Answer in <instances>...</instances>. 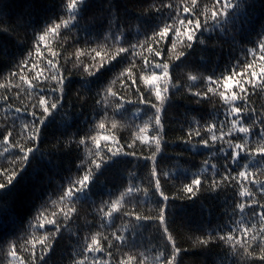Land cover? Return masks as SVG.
I'll use <instances>...</instances> for the list:
<instances>
[{
	"label": "snow or ice",
	"instance_id": "1",
	"mask_svg": "<svg viewBox=\"0 0 264 264\" xmlns=\"http://www.w3.org/2000/svg\"><path fill=\"white\" fill-rule=\"evenodd\" d=\"M82 2L66 0L67 18L61 16L35 32L26 54L6 75H0L6 81L0 83L3 92L0 107L4 109L5 117H10L0 127L3 142L0 154L11 149L21 153L10 162V169L0 172V176L6 177L0 182V189L12 183L17 168L24 167L38 143L44 121L60 108L65 81L70 76L91 77L125 53L128 62L95 92L93 110L98 107L101 114L90 126V131L75 139L74 134H70L57 141L65 148L74 144L81 150L88 149L92 158L79 162L77 166H83L80 174H73L61 186L55 199L49 197L37 208L18 237L0 243V253H5L9 264H44L58 234L67 232L70 239L64 264H148L147 252L141 250L143 244H136L135 238L142 226L150 222L156 226L160 237V243L152 248L155 252L152 264H178L182 252L205 248L216 242L229 249V256L235 258L233 264H254L255 261L264 264V105L258 110L253 101V96L264 94V36L254 47L247 48L243 62L234 65L231 71L211 76L182 69L180 79L173 75L170 66L185 57L202 27L207 30L210 22L219 23L227 17L234 6L231 0H144V6L136 9L141 16L148 13L166 15L142 38L123 43V34L131 31L132 25L136 28L138 21L130 20L126 25L122 21L121 27L114 30L116 13L113 12L107 24L113 45L107 50H102L99 42L95 43L96 47L87 43L75 44V33L64 32L76 19L73 13ZM88 22H92L91 18ZM0 25V32L24 42L22 33L12 31L6 24ZM53 40L57 41L55 45L51 43ZM69 49L71 53L65 56ZM68 64L73 68L69 69ZM196 81L202 82L198 89L193 83L186 86V82ZM116 84L120 85L118 89ZM181 88L185 96L195 98V103H208L213 98L215 101L211 118L200 121L191 117L192 123L180 141L209 148L210 157H219L220 162L209 164L205 160L204 164L211 169V178L195 173L190 182L183 183L170 196L165 185L173 178L168 172H162L157 155L165 140L163 109L173 98L170 93ZM88 95L80 88L73 92L81 104ZM24 97L31 98V111L28 104L23 103ZM13 101L18 106L13 107ZM124 104L149 105L152 112L144 113L139 123H127L116 117ZM25 116L31 119H24ZM17 121H21L19 126ZM122 126L128 132L127 137L118 131ZM98 130L100 134L94 135ZM17 136L20 140L14 139ZM56 146L52 145L53 148ZM122 153L149 161L147 180L137 184L132 180L135 173L130 172L127 186H122L118 194L91 205L88 215L80 222L78 205L81 204L74 201V197L88 188L104 162ZM217 190H229L232 196L228 230L196 237L189 247H183L169 227L163 204L156 207L157 214H141L137 210L154 196L166 202L192 199L201 192ZM57 204L60 205L58 209ZM117 218L121 220V226H115ZM48 264L53 262L48 260Z\"/></svg>",
	"mask_w": 264,
	"mask_h": 264
},
{
	"label": "trees",
	"instance_id": "2",
	"mask_svg": "<svg viewBox=\"0 0 264 264\" xmlns=\"http://www.w3.org/2000/svg\"><path fill=\"white\" fill-rule=\"evenodd\" d=\"M64 2L66 0H0V24H6L12 28V31L22 33L24 39L21 43L15 36L0 32V75L4 73L6 75V72L26 54L35 32L42 30L61 16L65 15L67 18ZM231 2L234 6L228 11L227 17L221 19L219 23L210 22L207 30L202 27L185 57L170 66L174 76L182 79L180 76L182 69H192L211 76L227 73L234 65L242 63L247 48L254 47L261 36H264V0H231ZM143 6L144 0H83L77 11L73 13L76 19L64 32L75 33L76 38L73 41L75 44L87 43L96 47L95 43L99 42L101 49L107 50L109 45H113L112 33L107 31L108 19L113 12L116 13L114 30L121 27L122 21L125 25L130 20L138 21L136 28L132 25L131 31L123 34L121 43L142 38L146 31L155 27L166 15V13H148L141 16L136 9ZM89 18L92 22H88ZM18 20L22 23H17ZM105 37H107L106 42ZM201 40L204 41L203 44L200 43ZM51 43L55 45L57 41L53 40ZM71 51L69 49L65 52V56ZM127 62L125 53L91 77L81 78L72 75L65 81L60 108L44 121L38 143L28 155L24 167L21 170L17 168L18 173L12 183L0 189V243L18 237L37 208L49 197L55 199L61 186L73 174H80L83 166L78 167L79 162L92 158L88 149L81 150L74 144L65 148L63 143L57 141L67 138L70 134H74L73 139H75L90 131V126L101 114L98 107L93 110L95 92L103 88L113 73L119 71ZM67 67L73 68L72 64H68ZM5 82L0 78V83ZM188 83H193L198 89L202 82H186V86ZM119 87V84L115 85V88ZM77 88L89 94L83 104L78 102V97L73 96ZM177 92L179 93L176 95ZM0 94H3L2 90ZM170 96L173 98L167 102L162 113L165 140L162 143V151L157 155V164L162 172H168L173 178L165 185V191L171 196L183 183L190 182L195 173L211 178L212 172L204 164L205 160H208L209 164L220 161H218L219 157H210L209 148L193 146L179 139L191 125V117L200 121L211 118L215 98L208 103H195L194 97L184 95L183 88L173 90ZM130 98L135 100V97ZM30 99V97L23 98V103L28 104L29 111H31ZM108 100L110 101L111 97ZM253 101L259 110L261 105H264V94L253 96ZM15 106L18 105L13 101V107ZM137 107L139 111L136 110ZM220 111L222 112L223 109ZM151 112L149 105L124 104L116 113V117L127 123H139L144 113L151 114ZM9 119L10 117H5L4 109L0 107V127ZM24 119L30 120L31 117L25 116ZM20 123L21 121H17L18 126ZM118 131L127 137L128 132L125 127H120ZM93 134H100L99 130ZM14 139L20 140V137ZM53 144L57 146L53 148ZM2 152L3 142L0 140V153ZM145 154H148L146 150ZM19 155L21 153L15 149L0 154V172L10 169L12 167L10 162ZM130 172L135 173L132 177L135 183L146 181L150 174L149 161L122 153L104 162L96 171L88 188L74 197V201L81 204L78 205L80 222L88 215L91 205L118 194L122 186H127ZM4 180L6 177L0 176V182ZM231 199L229 190L201 192L192 199H170L166 202L154 196L147 204L140 205L137 210L141 214H157L156 207L163 204L169 227L177 235L182 246L189 247L196 237L205 234L215 235L228 230ZM59 207L60 205L57 204L56 208ZM49 209L51 210L50 202ZM115 226H121L119 218L115 220ZM69 239L67 232L58 234L54 248L44 264H48V260L53 264H64L68 258ZM135 243L143 244L141 250L147 252L148 264H152L155 255L152 248L160 243L156 226L150 222L144 224L135 238ZM234 259L229 256V249L226 246L216 242L210 243L205 248H192L182 252L178 257V264H184L185 261H189V264L191 262L192 264H233ZM0 264H9L5 253H0ZM254 264L261 262L255 261Z\"/></svg>",
	"mask_w": 264,
	"mask_h": 264
}]
</instances>
